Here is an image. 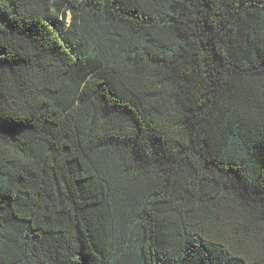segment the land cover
Returning a JSON list of instances; mask_svg holds the SVG:
<instances>
[{
	"label": "trees",
	"instance_id": "1",
	"mask_svg": "<svg viewBox=\"0 0 264 264\" xmlns=\"http://www.w3.org/2000/svg\"><path fill=\"white\" fill-rule=\"evenodd\" d=\"M0 264H264V0H0Z\"/></svg>",
	"mask_w": 264,
	"mask_h": 264
}]
</instances>
